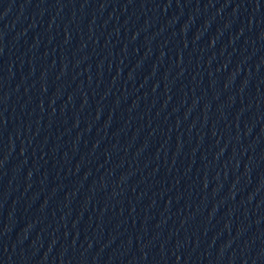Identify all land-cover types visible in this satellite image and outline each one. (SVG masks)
I'll return each mask as SVG.
<instances>
[{
    "label": "water",
    "instance_id": "95a60500",
    "mask_svg": "<svg viewBox=\"0 0 264 264\" xmlns=\"http://www.w3.org/2000/svg\"><path fill=\"white\" fill-rule=\"evenodd\" d=\"M0 264H264V0H0Z\"/></svg>",
    "mask_w": 264,
    "mask_h": 264
}]
</instances>
